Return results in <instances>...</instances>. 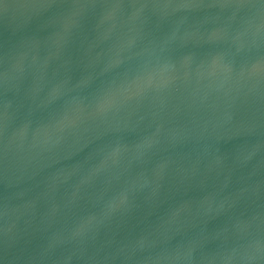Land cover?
Here are the masks:
<instances>
[{
  "label": "water",
  "instance_id": "1",
  "mask_svg": "<svg viewBox=\"0 0 264 264\" xmlns=\"http://www.w3.org/2000/svg\"><path fill=\"white\" fill-rule=\"evenodd\" d=\"M0 264H264V0H0Z\"/></svg>",
  "mask_w": 264,
  "mask_h": 264
}]
</instances>
